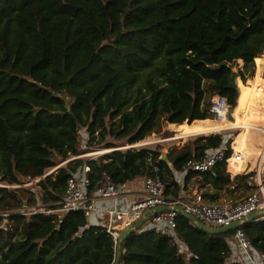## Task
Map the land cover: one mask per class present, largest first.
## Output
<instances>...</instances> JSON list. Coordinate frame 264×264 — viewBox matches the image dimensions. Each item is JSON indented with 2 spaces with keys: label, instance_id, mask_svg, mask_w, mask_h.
Wrapping results in <instances>:
<instances>
[{
  "label": "trees",
  "instance_id": "16d2710c",
  "mask_svg": "<svg viewBox=\"0 0 264 264\" xmlns=\"http://www.w3.org/2000/svg\"><path fill=\"white\" fill-rule=\"evenodd\" d=\"M234 71L244 83L264 79V0H0V180L43 177L80 153L84 128L89 146L112 148L59 166L38 181L40 195L0 186V264H114V238L83 211L60 221L17 209L40 201L58 208L69 177L86 163L91 191L104 173L116 183L152 175L177 196L175 173L230 143L231 133L198 136L165 157L161 147L116 149L109 137L137 143L165 122L183 129L214 118L213 95L235 101ZM241 142L240 131L237 151ZM251 176L232 180L219 161L203 174L214 189L204 195L214 201L221 190H250ZM177 219L187 250L146 221L123 242L120 264H241L233 259L235 230L210 233ZM242 228L264 258V219Z\"/></svg>",
  "mask_w": 264,
  "mask_h": 264
},
{
  "label": "built area",
  "instance_id": "2783aa9c",
  "mask_svg": "<svg viewBox=\"0 0 264 264\" xmlns=\"http://www.w3.org/2000/svg\"><path fill=\"white\" fill-rule=\"evenodd\" d=\"M231 104L226 96L215 94L210 105V112L216 120L221 122L229 119ZM228 128L225 130H229ZM146 144L143 141L136 145ZM235 138L230 143L225 142L219 148L212 149L206 153L201 160L189 159L183 166L186 174L195 173L197 178L210 171L219 161H231L236 163L244 159L241 151L235 149ZM231 150L228 156V150ZM253 157V156H252ZM256 161V175L251 176L249 192L242 198L225 196L219 200H209L205 197L199 183L184 194L177 196L168 192V182L159 176L147 175L133 181L116 183L111 175L104 173L101 184L95 191L89 189L91 185V166L86 163L82 169L72 173L67 182L62 199L58 202V208L30 209L26 214L43 212L45 214L56 213L62 221L65 214L71 211H83L90 224L101 225L112 235L116 245L120 235L127 229L134 226L135 222L141 219L146 213H152L147 220L150 227L157 233L166 236L173 244H178L181 251L187 250L184 242L179 239L177 226L178 208L190 213L201 221L212 227L229 226L238 221L239 226L235 229V251L233 259L241 264H264V258L253 249L251 240L246 234L242 225L245 219L254 212H259L264 207V145L261 152L252 158ZM248 162H250L248 160ZM248 164V163H247ZM248 174V173H247ZM141 181L140 196L134 199L128 206L119 205V199L127 193L131 184ZM0 186L9 187L8 183ZM112 199L110 207H102L97 204V199ZM161 206H168L166 210L155 213V209ZM5 215H8L7 213Z\"/></svg>",
  "mask_w": 264,
  "mask_h": 264
},
{
  "label": "rangeland",
  "instance_id": "374dc122",
  "mask_svg": "<svg viewBox=\"0 0 264 264\" xmlns=\"http://www.w3.org/2000/svg\"><path fill=\"white\" fill-rule=\"evenodd\" d=\"M240 65L243 64L242 61H239ZM236 70V69H235ZM239 79L241 80V78L239 77ZM252 78H249L245 83L242 81V84L238 83L239 85V99H240V96H242V100L238 101L236 107L234 109L231 108V111L233 113V116L235 117L233 120L232 119H226L227 121H246L247 120V115H245V112H240V109H241V106H245L246 109L250 110V109H258L260 111H264V90H260V93H257V94H252L250 96L247 97V100L246 102H244L243 104V95H241L242 91H245L246 92V88L245 87H248V86H251V80ZM259 88H264V79L263 80H260V85H259ZM214 96V95H213ZM213 98V97H212ZM212 98H211V101L212 102ZM211 119H215L214 118H211ZM195 121V120H194ZM194 121H192L191 123H193ZM186 123H188V121H186ZM170 124L171 123H168V122H165L163 123V126H162V131L159 132V133H152L150 136H148L146 139H150V142L147 143V144H143V145H136L137 143H140V142H137V143H130L128 141V139H116L114 137H109V140L111 141H114L116 147V149H128V148H131V147H136V148H151V149H157L159 147H161V150L164 153H168L171 149L173 148H179L181 147L184 143H186L188 140L190 139H194L198 136H201V135H214L216 133H221V134H229L231 133V141L234 140V138L239 134L240 132V128H232V129H229V130H223L221 132H215V133H211V134H198V135H192V136H188V137H185V138H177V139H173V140H165L167 138H170L173 136V129L170 128ZM186 124H181L179 126V128H184ZM144 139V140H146ZM159 139V140H158ZM88 141H89V136H88V133L86 131V129H82V132H81V139H80V153L78 155H75V156H71L69 159H73L75 157H81L82 159L84 160H90V159H93V158H97L99 157L100 155L104 154H91L93 152H97V151H100V150H106L108 149L109 151L112 150V148H107L104 146V144H98V145H93V146H89L88 145ZM152 142V143H151ZM261 152L260 151H257V153ZM106 153V152H105ZM254 157V156H253ZM253 157H251L250 159H252ZM249 159V161H250ZM254 160V159H253ZM53 169H55V167L53 168H49L46 170V174L53 171ZM43 177H37L35 179H23L21 183H16V184H9L11 188H16V187H22V188H27V189H31L33 190L37 195H40V191H41V188L37 185L38 181L41 180ZM2 183H5V181H2L0 180V184ZM43 204L40 202H38V204L36 205H29V206H25V207H22V208H19L17 210L19 211H24L25 213L28 212L30 209H34V208H43Z\"/></svg>",
  "mask_w": 264,
  "mask_h": 264
},
{
  "label": "crops",
  "instance_id": "0c3cea01",
  "mask_svg": "<svg viewBox=\"0 0 264 264\" xmlns=\"http://www.w3.org/2000/svg\"><path fill=\"white\" fill-rule=\"evenodd\" d=\"M250 81H251V86H248L247 89H246L247 91L241 94L244 97L243 104H244V100H245V93H250L252 89L254 91V90H256V88L258 90L254 91V92H256L255 94L260 93V90H264V88H259L260 80L252 78ZM253 82H255L254 85H253ZM254 92L252 94H254ZM239 100L240 101L242 100V96H240ZM242 106H241L240 112H242V113L245 112V115H247V120H248L249 116H251L252 118L257 117L255 119H259V120L261 119L260 122L264 125V111H262V113H261V111L258 110V109H250V110L248 109L247 110L246 108H243ZM173 130H175V129H173ZM240 131L242 132V142L239 144V149L243 153V150H242L241 146H242V143H244V141H245L244 136H246V133L243 132L241 129H240ZM250 134L251 135H250V137H248V140H247L248 144H247L246 147L248 148V146H250L248 148L250 150L251 147L253 146L254 147L253 154H251L250 157H246L244 155L245 158L239 163L231 161V162H229L227 164V171L230 173L232 180L235 179L238 175L251 173L252 176H255L256 173H257L256 164H255L256 161L252 160L250 158L252 156H256L258 154L257 150L260 151L264 144L260 142L261 136H262L261 132H250ZM237 136L235 137V143H236ZM258 136H260V137H258ZM235 149H236V147H235ZM249 159H250V162H248ZM175 178H176V181L178 182V185H179V189L177 190V192H178L177 195H180V194L182 195V194L186 193L188 190L193 188L196 183L200 184L201 188L203 189L204 194L205 193H213L214 192V189H213L212 185L209 182L204 181V177L203 176H202V178L198 179L197 175L193 174L191 177L188 178V174H186L185 172L182 171V172H176L175 173ZM141 186H142L141 181H138V182H135L134 184H131L129 190L127 191V193H125L119 199V205L122 206V207H126L134 199L139 197L140 193H141V189H142ZM248 192H249V190H246V189H238V190H235V192L233 194H228L224 190H221V191L218 192L219 193V197H218L217 200H219V199H221V198H223L225 196H234L236 198H242ZM170 193L173 196L176 195L172 191ZM205 197L210 200V198L208 196H205ZM97 204L99 206H102V207H110V206H112L113 201L110 198H108V199L99 198V199H97Z\"/></svg>",
  "mask_w": 264,
  "mask_h": 264
},
{
  "label": "bare ground",
  "instance_id": "6f19581e",
  "mask_svg": "<svg viewBox=\"0 0 264 264\" xmlns=\"http://www.w3.org/2000/svg\"><path fill=\"white\" fill-rule=\"evenodd\" d=\"M239 80L240 79L238 78V83H239ZM254 83L255 82H253V85H254ZM256 90H258V89L256 88ZM256 90H254V91H256ZM254 91L252 89L250 93H245L244 102H246L247 97L249 95H251ZM255 93L256 92H254V94ZM242 107L246 108L245 106H242ZM261 113H262V111H261ZM255 118H257V117H255ZM255 118H252L251 116H249L248 120H246V121H227V120H225L223 122L216 120V119H210V118L198 119L183 129L173 130L174 131L173 136L170 138H167L165 140L185 138L188 136L198 135V134H211V133H215V132H221V131L228 129V128H240L243 132L246 133V136H244L245 141H244V143H242V146H241L242 150H243V155H245L246 157H250V155L253 154V150H254L253 146L251 147L250 150L248 149L250 146H248V148L246 147L248 144V142H247L248 137H250V135L252 134V133L250 134V132H261L262 136H261L260 142L264 144V125L260 122L261 119L259 120V119H255ZM258 137H260V136H258ZM150 140H151V138L148 140L147 139L144 140V142L147 144L150 142ZM106 151H108V149L93 152L91 154H102Z\"/></svg>",
  "mask_w": 264,
  "mask_h": 264
},
{
  "label": "water",
  "instance_id": "95a60500",
  "mask_svg": "<svg viewBox=\"0 0 264 264\" xmlns=\"http://www.w3.org/2000/svg\"><path fill=\"white\" fill-rule=\"evenodd\" d=\"M238 78H239L238 72L234 71L233 74H232V87L236 90V98H235L234 103L231 105L232 109H234L236 107V105L238 103L239 93H240L239 85H238ZM192 114L193 113L191 111L190 114H189L188 121L191 119ZM229 118L232 119V120L234 119L232 111H230V113H229ZM108 151H106V152H108ZM163 156L165 157L166 153H164ZM75 158H78V157H75ZM70 160L71 159H68V160H65V161L61 162V164L59 166H62L64 164H66ZM59 166L55 167V169H57ZM55 169H53V171L45 174L44 177L49 175V174H51L52 172H54ZM168 208H169L168 206L157 207L154 212L157 213L159 211L166 210ZM178 210H179L180 214H183L187 218H189L192 223H194L195 225L205 229L206 231H208L210 233H225V232H229V231L235 230L239 226V222L235 221L229 226L212 227V226L207 225L203 221H201L196 216H194V215H192L190 213L184 212V210L181 207H179ZM151 216H152V213H146L141 219H139V220H137L135 222V224H134V226L132 228L127 229L124 232H122V234L120 235V239L118 241V244H117V256H116V260H115L114 264H120L121 257H122V251H123V242L125 241V239L131 233H133L135 230L139 229ZM255 219L258 220V221L264 219V207L259 212H254L253 214L249 215V217L247 219H245V223L248 222V221H251V220H255Z\"/></svg>",
  "mask_w": 264,
  "mask_h": 264
}]
</instances>
